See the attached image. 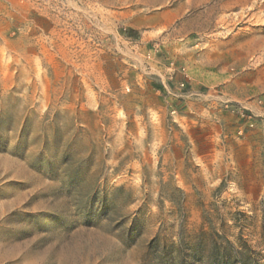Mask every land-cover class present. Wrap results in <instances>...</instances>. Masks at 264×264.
<instances>
[{
    "label": "rangeland",
    "instance_id": "374dc122",
    "mask_svg": "<svg viewBox=\"0 0 264 264\" xmlns=\"http://www.w3.org/2000/svg\"><path fill=\"white\" fill-rule=\"evenodd\" d=\"M242 263L264 0H0V264Z\"/></svg>",
    "mask_w": 264,
    "mask_h": 264
},
{
    "label": "built area",
    "instance_id": "2783aa9c",
    "mask_svg": "<svg viewBox=\"0 0 264 264\" xmlns=\"http://www.w3.org/2000/svg\"><path fill=\"white\" fill-rule=\"evenodd\" d=\"M180 86L183 87V84H181Z\"/></svg>",
    "mask_w": 264,
    "mask_h": 264
},
{
    "label": "trees",
    "instance_id": "16d2710c",
    "mask_svg": "<svg viewBox=\"0 0 264 264\" xmlns=\"http://www.w3.org/2000/svg\"><path fill=\"white\" fill-rule=\"evenodd\" d=\"M243 264V263H242Z\"/></svg>",
    "mask_w": 264,
    "mask_h": 264
}]
</instances>
